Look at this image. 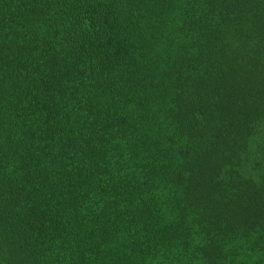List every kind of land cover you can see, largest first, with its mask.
<instances>
[{
	"label": "trees",
	"instance_id": "16d2710c",
	"mask_svg": "<svg viewBox=\"0 0 264 264\" xmlns=\"http://www.w3.org/2000/svg\"><path fill=\"white\" fill-rule=\"evenodd\" d=\"M0 264H264V0H0Z\"/></svg>",
	"mask_w": 264,
	"mask_h": 264
}]
</instances>
